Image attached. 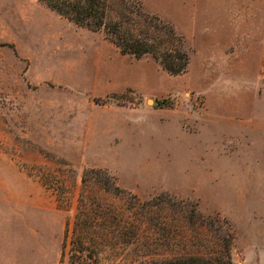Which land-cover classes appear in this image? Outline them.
Wrapping results in <instances>:
<instances>
[{
	"label": "rangeland",
	"instance_id": "374dc122",
	"mask_svg": "<svg viewBox=\"0 0 264 264\" xmlns=\"http://www.w3.org/2000/svg\"><path fill=\"white\" fill-rule=\"evenodd\" d=\"M105 13L155 50L179 47L173 27L186 70L40 0H0V264H69L92 168L123 193L92 192L166 209L131 249L90 264H140L144 245L156 250L143 264L175 249L264 264V0H106Z\"/></svg>",
	"mask_w": 264,
	"mask_h": 264
},
{
	"label": "trees",
	"instance_id": "16d2710c",
	"mask_svg": "<svg viewBox=\"0 0 264 264\" xmlns=\"http://www.w3.org/2000/svg\"><path fill=\"white\" fill-rule=\"evenodd\" d=\"M58 14L66 17L70 21L87 26L92 30H100L102 27L114 43L122 52L131 53L140 57L152 50L154 56L160 60L163 67L171 74H179L186 70L189 64V56L183 47L181 38L176 34L173 27L169 33L179 41L176 50L163 47L162 50H155L148 42H140L124 37L121 31V22H107L106 0H40ZM115 178L106 170L92 168L86 170L82 176V191L79 194L76 213L72 225L67 224L66 239L62 245V258L65 256V248L70 232V242L73 247V254L69 264H90V259L105 252L111 245L117 251H128L131 246L136 245L141 237L142 227H149L155 218L159 224L156 213L166 209L164 202H157L154 199L142 201L136 194L129 193V197L124 199L122 205H118L108 200L97 191H93V186L108 193L110 196H121L122 189L116 184ZM162 223L160 222V225ZM145 252L139 253L141 263L154 260V257L147 258L156 249L144 245ZM224 248V245H222ZM138 255V254H137ZM159 260L168 264H224L223 257L216 255L195 254L189 249L173 250L169 253H157ZM96 262V261H94ZM165 263V262H164ZM101 264V263H96ZM106 264V263H102Z\"/></svg>",
	"mask_w": 264,
	"mask_h": 264
}]
</instances>
